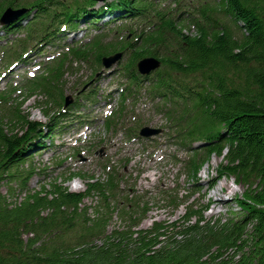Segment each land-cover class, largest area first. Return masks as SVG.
I'll use <instances>...</instances> for the list:
<instances>
[{
    "label": "trees",
    "instance_id": "16d2710c",
    "mask_svg": "<svg viewBox=\"0 0 264 264\" xmlns=\"http://www.w3.org/2000/svg\"><path fill=\"white\" fill-rule=\"evenodd\" d=\"M93 3L0 0V14L6 6L29 5L22 18L34 10L20 27L25 38L13 44L15 51L57 16L60 23L97 13L89 9ZM111 7L150 23L134 39L105 42L100 35L69 48L26 82L22 96L41 95L45 104L59 108L64 76L74 73L73 62H87L97 70L102 56L122 51L126 85L120 104L146 83L147 93L159 98L157 109L165 115L175 143L187 151L186 159H174L187 181H196L212 155L220 157L217 173L233 177L243 188L236 196L239 215L206 218V205L194 208L191 201L179 220H153L142 228L147 201L131 192L114 166L103 179L80 172L64 177H81L83 191H70L55 181L28 190L33 169L23 174L14 170L35 145L28 144L31 135L44 131L28 118L22 100L12 99L11 87L0 91V183L17 180L24 195L13 201L11 186L7 194L0 191V264H264V0H205L196 11L199 16L191 20L194 31L185 19H174L148 0H113ZM14 51L6 54L8 60ZM144 56L161 60L151 77L136 71L137 60ZM121 111L107 120V127ZM132 130L136 135V128ZM198 139L205 143L192 147ZM163 193L171 206L183 202L177 193Z\"/></svg>",
    "mask_w": 264,
    "mask_h": 264
},
{
    "label": "rangeland",
    "instance_id": "374dc122",
    "mask_svg": "<svg viewBox=\"0 0 264 264\" xmlns=\"http://www.w3.org/2000/svg\"><path fill=\"white\" fill-rule=\"evenodd\" d=\"M30 1L32 0H21L23 3ZM68 1L70 0H66V2ZM199 2L202 0H193L191 4L193 7H199ZM156 3L162 8L175 6L170 0H157ZM100 5L97 3L93 9ZM109 17L111 18V15L104 16L101 20L94 22V25H91L93 20L90 18L79 20L76 24L77 35L75 34L74 38L64 32L56 43L58 47L40 43L33 52L30 51L31 53L28 54L25 62L18 61L16 66L11 69L6 68L0 60V72L4 71L5 73V75L0 74V87L7 83L20 85L25 78L29 77V73H41L42 71H36V65L46 63L47 59L57 54L56 51L64 44L73 41L84 42L100 30L107 33L105 38L108 41L114 40L115 36L120 35L117 32L118 23H105L104 20ZM145 25L141 20L139 22L134 21L131 23L132 31L139 32ZM58 26L59 23L52 24L48 27L49 31L47 32L56 30ZM193 30L194 28H191V31ZM124 33L128 34L129 38L132 37L130 31ZM17 35L19 32L0 31V47L6 44L5 41L12 40ZM20 36L23 37V34ZM123 60L124 58L113 66L114 71L112 73H105L104 71V73L98 76L93 75L91 78L89 77L93 70L86 62L73 63L75 72L64 76V95L70 94L75 98L76 91L82 87H89L94 91L95 97L93 102L79 99L76 106L69 105L65 112H61L63 115L57 113L59 110L64 111V109L57 110L54 105L44 104L43 99L39 96L36 98L28 97L22 101L21 108L28 118L48 124L49 131L44 137L42 145L31 148L26 162L20 164L14 172L23 174L29 168L33 169V175L27 181L28 190L38 189L39 185L42 184L48 186L49 183L55 181L67 186L68 190L83 191L85 187L83 179L73 178L65 181L64 177L69 172L75 171L86 176L93 174L95 178L102 179L104 172L100 164L101 160L107 158L111 163L119 166L121 171L123 169L125 184L133 189L134 194L147 201L149 209L142 218L140 224L142 228H146L154 219L167 220L168 222L179 220L185 213L187 203L191 201L197 205L194 208H198L199 204L206 205L202 211L206 218H227L231 215H239L236 196L241 194L243 188L241 185H236L229 176H220L217 173L216 169L221 161L220 157L212 155L208 162L200 168L194 182L187 181V175L183 172L180 164L171 163L172 154L177 155L179 159H185L186 151L180 149L171 139L167 138V131L164 128L167 123L166 119L162 113L155 111L154 105L143 93L133 107H130V103L127 104L128 110H133V113L129 114L127 118H140L149 125L162 127L163 132L152 141H144L143 143L134 139L126 140L122 132L116 135L105 132L103 118L110 107L113 108L117 104V94L120 92L123 82V79L119 78L118 68ZM99 70L98 72H100ZM38 104L41 105L38 106ZM41 106L48 110L49 114L44 115ZM100 148L104 150V155L101 157L99 156ZM63 181L65 182L63 183ZM175 181L178 187L172 194L176 192L178 200L183 202L177 207H172L160 198L162 193L158 196L156 191L172 186ZM220 184L228 186L231 192L227 193V191L223 192L216 189ZM9 186L14 193V197H11L10 200L20 199L24 195L19 189L17 180L9 183L2 181L0 191L7 194ZM89 203V200L86 201V204ZM192 218L194 219V217ZM113 222V224L118 223L117 220L115 222V217H113Z\"/></svg>",
    "mask_w": 264,
    "mask_h": 264
},
{
    "label": "water",
    "instance_id": "95a60500",
    "mask_svg": "<svg viewBox=\"0 0 264 264\" xmlns=\"http://www.w3.org/2000/svg\"><path fill=\"white\" fill-rule=\"evenodd\" d=\"M95 1H102V0H95ZM25 12H26L25 8H19V9L13 10L10 7H8L3 12L0 18V23L5 24L7 22H11L15 20L17 17L24 14ZM119 57H120V53H116L108 57H103L102 61H103L104 66L106 67L110 66ZM136 66L140 73L148 74L150 71H153L160 66V60L152 56L143 57L140 60H138ZM158 132H160V129H154V128H149V127H143L140 130V134L143 136H151V135L157 134Z\"/></svg>",
    "mask_w": 264,
    "mask_h": 264
},
{
    "label": "bare ground",
    "instance_id": "6f19581e",
    "mask_svg": "<svg viewBox=\"0 0 264 264\" xmlns=\"http://www.w3.org/2000/svg\"><path fill=\"white\" fill-rule=\"evenodd\" d=\"M209 186H211V185H209ZM214 188V187H213ZM216 189H218V190H220V191H227V193H229V192H231V190L229 189V187L228 186H225V185H223V184H220L219 186H217V188Z\"/></svg>",
    "mask_w": 264,
    "mask_h": 264
}]
</instances>
